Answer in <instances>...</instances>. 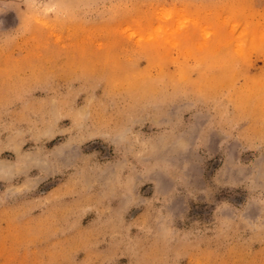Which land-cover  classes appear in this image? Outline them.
Masks as SVG:
<instances>
[{
  "label": "rangeland",
  "instance_id": "1",
  "mask_svg": "<svg viewBox=\"0 0 264 264\" xmlns=\"http://www.w3.org/2000/svg\"><path fill=\"white\" fill-rule=\"evenodd\" d=\"M0 264H264V0H0Z\"/></svg>",
  "mask_w": 264,
  "mask_h": 264
}]
</instances>
